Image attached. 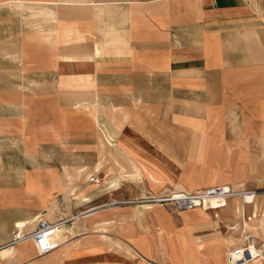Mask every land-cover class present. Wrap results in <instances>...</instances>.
<instances>
[{"label":"crops","instance_id":"crops-1","mask_svg":"<svg viewBox=\"0 0 264 264\" xmlns=\"http://www.w3.org/2000/svg\"><path fill=\"white\" fill-rule=\"evenodd\" d=\"M8 3L19 7L10 12ZM26 6L34 12L51 8V15L56 13L51 26L29 27ZM31 81L36 86L28 94ZM33 121L34 129L28 126ZM59 121L68 122L70 135L91 136L98 130L100 137L113 136L116 150L134 161L127 160L131 171L152 186L172 175L167 166L150 167L144 156L156 151L180 169L171 146L192 135L197 148L206 143L200 137L209 135L213 145L246 154V172L254 163L251 154L264 153V0H0V154L7 146L25 159L17 165L0 160V264H30L38 257H29L34 244L68 242L61 224L32 241L7 244L16 223L43 207V171L28 173L24 137L28 129L36 137L44 126L60 128ZM10 137L18 138L17 151L11 150ZM120 137L128 140L119 142ZM232 175L209 170L195 184L224 181L237 190L243 176L234 180ZM50 180L62 179L56 173ZM73 188L69 195L76 200ZM251 192L225 206L238 211L248 204L254 217L260 207L264 213V200ZM53 207L44 212L49 220ZM214 213L211 221L200 223L217 225ZM247 219L243 239L250 232L264 243V218L256 220V227ZM254 255L244 254L241 264H264V256ZM59 256L40 264H55Z\"/></svg>","mask_w":264,"mask_h":264},{"label":"rangeland","instance_id":"rangeland-1","mask_svg":"<svg viewBox=\"0 0 264 264\" xmlns=\"http://www.w3.org/2000/svg\"><path fill=\"white\" fill-rule=\"evenodd\" d=\"M6 5L12 8L9 9L10 12H14V8L19 7L14 3ZM24 10L26 19H31L29 23L31 28L51 26L49 23L56 16V13L54 16L51 15V8L36 9L41 12H34V9L31 11L26 6ZM35 15L41 16L34 17ZM33 86H36L34 81L29 82L28 87L26 86L28 94L34 92ZM36 123L28 122V126L32 128L31 126ZM59 127L61 129L44 126L40 128L43 130H40V134L36 137L34 132L28 129L24 137L27 144V153L24 155L28 173L34 172V168H41L43 171V180H39L43 188V207L27 216L26 219L30 223L33 216L38 213L47 219L44 215L46 206L54 205L50 220L64 221V233L68 242L56 247L50 245L51 248L42 254L38 253L33 245L34 251H30L29 257L31 255L38 257L30 264H40L49 256L54 257L57 253L60 256L55 264H169L168 261L170 264H201L202 259L203 262L207 260L210 264H225L224 259H226V264H229L226 251L231 252L234 248L248 243L253 244L258 250L254 252L250 246L252 255L264 256V243L256 234L246 232L251 238L243 239L242 237L243 229H245L243 222L247 221L248 217H250L249 223L254 224L255 227L257 226L256 220L264 218L261 207L257 209L254 217L248 204H243L238 211L227 206L233 198L246 199V196L253 195L251 191L258 193L256 196L258 201L264 200V167L260 164L264 161V153L251 154L254 163L248 166L245 172L243 159L246 154L230 153L227 152L225 146L216 145V143L213 145L209 135L200 137L206 143L198 148L196 144L191 143L193 135L187 136L185 141L179 139V143L176 139L177 145H172L170 152L179 156L180 169L169 165L165 157L156 151L149 153V158L144 156L145 162L150 167L156 164L167 166L172 175L168 180H164L161 186H152L145 180V177L138 176L131 171L127 160H132L116 150L113 136L102 135L100 137L98 130H95L91 136L70 135L67 121H59ZM74 129L78 130V127ZM7 139L9 145L12 146L11 150L17 151L18 138ZM123 139L128 140L120 137L118 141H124ZM197 140L198 137L195 138L196 143ZM5 147L6 152L0 154V160L4 157V160H11L16 165L19 159L20 161L25 160L23 153L20 154L21 156L17 152L10 151L9 153V147L4 146L3 148ZM220 149L224 151H217ZM96 169L98 170L95 171ZM11 170L13 172L15 169ZM209 170H218L221 174L233 173L234 180V177L242 175L243 184L237 188V191L249 193L225 199L227 207L225 205L220 206L221 208L216 207L215 213L219 217L217 225L211 222L200 223L201 220L211 221L215 218L210 201L201 202L185 210V208H177L179 198L174 196V194H194L214 185L225 184L231 187L224 181L213 182V184H195ZM56 173L62 180H50V176ZM83 177L86 180H81ZM90 177L93 181H90ZM93 178L99 180L98 184H95L97 180ZM7 182L8 184H23V180H8ZM92 184L95 185L92 187ZM74 186L77 187V190L73 192L78 196L76 200L69 195ZM29 196L30 194L27 199ZM82 197H85L86 201L82 202ZM222 202H217V204L221 205ZM93 206L97 208L87 212L84 217L81 216L83 214L81 212ZM199 210L205 211L206 214L198 213ZM90 213H97L100 217L91 216ZM85 217L87 218L84 219ZM74 221L76 224L72 225ZM85 221L90 223V228H85ZM31 227L27 224L26 232ZM57 228L58 226L54 229ZM17 229L16 226V231L14 234L12 232V235L18 232ZM52 230L49 232L51 233ZM22 233L25 232L22 231ZM205 238L210 239L205 242L203 241ZM243 255L242 253L232 254V264H241L240 260ZM260 262L254 264H261Z\"/></svg>","mask_w":264,"mask_h":264},{"label":"built area","instance_id":"built-area-1","mask_svg":"<svg viewBox=\"0 0 264 264\" xmlns=\"http://www.w3.org/2000/svg\"><path fill=\"white\" fill-rule=\"evenodd\" d=\"M244 192H249V191H244ZM239 195H241V191L233 190L232 188L224 187L223 185H214V186H210L209 188L203 191L196 192L194 194L182 195V197L179 198V201L177 202L176 206L178 209L192 208L204 201L209 202L210 200L227 199L232 196H239ZM53 226H55L54 223H50L47 220H45L43 217L39 216L36 218L34 222V226L30 231L25 232V234H23L21 237L18 238L13 237L7 244L16 243L20 239L32 240L35 236L44 235L45 233L49 232ZM34 246L36 247V251H38V253L40 254L47 251V249L51 248V246L48 245L44 247L42 246L38 247L36 246V244H34ZM247 251H248V244L234 248L233 251L228 252L226 254L228 263L232 264L233 262L232 254L235 255H240L241 253L246 254ZM241 260L243 261V259Z\"/></svg>","mask_w":264,"mask_h":264},{"label":"bare ground","instance_id":"bare-ground-1","mask_svg":"<svg viewBox=\"0 0 264 264\" xmlns=\"http://www.w3.org/2000/svg\"><path fill=\"white\" fill-rule=\"evenodd\" d=\"M90 179H91V177H90ZM89 179V180H90ZM94 179V178H93ZM92 180V179H91ZM94 180H97V182L95 183V184H98V182H99V180L96 178V179H94ZM95 184H93V185H95ZM224 187H230V186H228V185H225V184H222ZM231 188V187H230ZM241 194H249V193H241ZM174 196H175V198H180V197H182V195L181 194H174ZM223 200H225V199H219V200H210V207L211 208H213V210H215V208L216 207H222V205H225V202H226V200L224 201V202H222ZM217 202H222V204L221 205H219V204H217ZM193 208V207H192ZM92 209H94V208H92ZM91 208L88 210V212L89 211H91L92 210ZM187 209H191V208H185V210H187ZM87 213V212H86ZM91 214V213H90ZM39 216H41V217H43L42 216V214L41 213H38V214H35L34 216H33V219L31 220V222L29 223L27 220H24V221H18L17 223H16V226H17V230H18V232L15 234V235H13V237H15V238H18V237H21L23 234H25V233H21V230H22V228L24 227V226H26L27 224H29V225H31L32 227H31V229L33 228V226H34V222H35V220H36V218L37 217H39ZM91 216H96V213H93V214H91ZM44 218V217H43ZM73 218H75V217H73ZM45 219V218H44ZM72 219V218H71ZM66 221V220H65ZM63 222L64 221H57V222H50V223H54V225L55 226H53L50 230H52V229H54L55 227H57V226H59V225H61V224H63ZM27 239H20V240H18L17 242L18 243H21V242H23V241H26ZM16 242V243H17ZM14 244V243H13ZM246 256H247V258H251L252 257V252H251V250H250V248H248V251H247V253H246ZM242 262V261H241ZM240 262V263H241Z\"/></svg>","mask_w":264,"mask_h":264}]
</instances>
